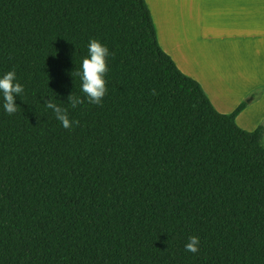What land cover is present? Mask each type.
<instances>
[{
    "label": "trees",
    "instance_id": "obj_1",
    "mask_svg": "<svg viewBox=\"0 0 264 264\" xmlns=\"http://www.w3.org/2000/svg\"><path fill=\"white\" fill-rule=\"evenodd\" d=\"M92 39L100 105L70 75ZM8 71L23 92L12 115L0 93V264H264V129L237 126L244 103L214 109L144 0H0Z\"/></svg>",
    "mask_w": 264,
    "mask_h": 264
},
{
    "label": "crops",
    "instance_id": "obj_2",
    "mask_svg": "<svg viewBox=\"0 0 264 264\" xmlns=\"http://www.w3.org/2000/svg\"><path fill=\"white\" fill-rule=\"evenodd\" d=\"M144 1L161 50L217 112L229 114L254 88L264 89V0ZM250 110L258 124L264 95L240 114Z\"/></svg>",
    "mask_w": 264,
    "mask_h": 264
},
{
    "label": "clouds",
    "instance_id": "obj_3",
    "mask_svg": "<svg viewBox=\"0 0 264 264\" xmlns=\"http://www.w3.org/2000/svg\"><path fill=\"white\" fill-rule=\"evenodd\" d=\"M108 55V48L96 39H92L88 44V57L83 59L81 70L70 73L72 78L73 76L80 77L82 81L81 90L91 104L100 105L105 95L104 76L108 71L106 62ZM15 80L16 74L13 71H8L0 77V93H2L3 108L8 115H12L17 111L15 99L17 95L23 92L22 85L16 83ZM68 101L73 108L83 102L80 98L72 95L68 96ZM45 104L48 109L53 111L55 118L61 123L63 128L70 129L73 124L79 123V121H70L66 110L52 103L50 100L46 101ZM198 245L199 238L191 236L185 244V250L197 253L199 251Z\"/></svg>",
    "mask_w": 264,
    "mask_h": 264
},
{
    "label": "rangeland",
    "instance_id": "obj_4",
    "mask_svg": "<svg viewBox=\"0 0 264 264\" xmlns=\"http://www.w3.org/2000/svg\"><path fill=\"white\" fill-rule=\"evenodd\" d=\"M263 95H264V89L262 87L254 88L250 92V94H248V97L242 101V103L245 104V108H246V106H248V104L250 105V104H254V103L259 102L263 98ZM254 111L255 110H250V111L246 112L244 115L239 114V117L237 116L238 117L237 126L239 128H241L242 130L247 131V132H253L259 126L263 127V129H264V117L262 118V120L258 124L254 125V123L257 120V112L255 113ZM263 142H264V135H263Z\"/></svg>",
    "mask_w": 264,
    "mask_h": 264
}]
</instances>
